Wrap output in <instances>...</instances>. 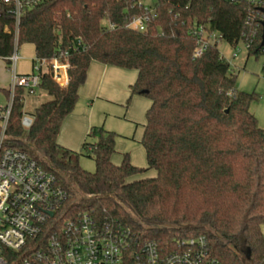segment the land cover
I'll use <instances>...</instances> for the list:
<instances>
[{"label": "trees", "instance_id": "1", "mask_svg": "<svg viewBox=\"0 0 264 264\" xmlns=\"http://www.w3.org/2000/svg\"><path fill=\"white\" fill-rule=\"evenodd\" d=\"M246 16L245 5L223 0H44L22 13L19 46L32 45L36 59L66 53L69 81L61 88L42 77L49 100L34 109L28 129L20 124L24 92L16 90L3 145L55 175L67 193L61 220L88 212L162 247L203 236L219 264H264V130L249 112L256 95L236 89V76L211 42L217 34L232 47L243 43ZM135 17L147 19L149 34L127 27ZM11 21L0 17L2 57L12 50V35L2 32L4 25L13 29ZM199 28L207 47L195 56ZM260 32L247 56L264 54ZM92 61L136 71L130 96L150 101L140 140L146 168L132 165L127 153L113 164L117 135L102 127L91 129L88 138L96 141L84 142L79 153L57 144ZM0 93L8 98L7 89ZM83 156L93 172L80 166ZM148 171L154 176L134 179Z\"/></svg>", "mask_w": 264, "mask_h": 264}, {"label": "built area", "instance_id": "2", "mask_svg": "<svg viewBox=\"0 0 264 264\" xmlns=\"http://www.w3.org/2000/svg\"><path fill=\"white\" fill-rule=\"evenodd\" d=\"M44 0H0V17L3 13L12 19L13 29L7 25L3 33L12 35V50L0 60L7 65L11 78L7 88L8 98L0 106V264H219L211 258L206 239L175 240L170 247H162L115 221H99L88 212L60 219V209L67 193L55 175L44 169L25 151L4 146L5 129L15 91L25 95L45 94L40 88L47 75L61 88L67 86V54L49 60L34 58L31 71L19 74L16 63L19 57L18 25L22 13ZM230 4H243L247 8L243 34L244 48H248L258 28L264 24V0H223ZM148 0H145V4ZM151 12V10H150ZM146 18L135 17L128 28L149 34ZM201 43L195 49L198 56L207 47L206 33L199 28ZM211 39H214L211 35ZM79 46V45H78ZM264 53V39L261 41ZM221 56V55H220ZM235 57V54H233ZM223 59V57L221 56ZM264 73V67H263ZM31 116L24 112L20 124L28 129ZM24 251L26 255H19Z\"/></svg>", "mask_w": 264, "mask_h": 264}, {"label": "crops", "instance_id": "3", "mask_svg": "<svg viewBox=\"0 0 264 264\" xmlns=\"http://www.w3.org/2000/svg\"><path fill=\"white\" fill-rule=\"evenodd\" d=\"M31 47L33 48L32 45ZM32 57L28 59L30 71L32 61L35 58L34 50ZM21 60L20 58L18 61ZM4 69L7 70L5 67ZM136 74L134 70L121 69L92 61L87 68L85 82L78 89L77 103L73 111L61 123L56 139L57 144L77 153L84 142L93 143L96 141L94 137L88 138L93 127H102L106 131L122 133L115 124L113 126L107 122L110 107L116 106L121 111L120 115L123 119H127L124 121L136 123L133 137L136 139L137 145H130L131 147L128 149L126 148L128 143L124 137L117 135L115 139L116 152L112 154L111 162L119 165L122 161V154L125 153L123 151H128L127 154L132 165L138 168H146L145 152L140 140L143 134L145 113L150 106V101L143 96H130L129 86L134 83ZM151 174H154L153 171H148L143 175Z\"/></svg>", "mask_w": 264, "mask_h": 264}, {"label": "rangeland", "instance_id": "4", "mask_svg": "<svg viewBox=\"0 0 264 264\" xmlns=\"http://www.w3.org/2000/svg\"><path fill=\"white\" fill-rule=\"evenodd\" d=\"M147 4L152 5L153 0H148ZM213 37L216 39L211 40V42H216V47L220 55L230 65L229 73H232L236 76V89L241 92L255 93L256 99L250 103L249 112L257 120L258 127L264 130V73L262 70L264 67V54H260L258 58H255L254 56H247L242 42H238L236 47H232L223 40L219 39L217 34H214ZM18 53L19 57L22 60L17 61L16 71L20 74H28L30 71V64L28 63V59L33 58V48L30 44H22L19 47ZM233 54H235V57H233ZM4 67L7 68L6 63L0 60V90L3 88H7L10 84L11 75L8 70L4 69ZM47 99L48 96L45 94H42L40 96L36 95L35 97L25 95L24 112L28 116H31L35 107L38 106V104L45 102ZM4 104L5 99L0 93V106H3ZM109 110V118L107 121L108 124H112L113 126L116 125V128H119L122 131V133H117L115 131L113 132L116 135L124 137V140L128 143L126 148L129 149L131 147L130 145H137V141L133 137L136 123L134 124L124 121L127 119H123L122 115H120L121 111L118 110V107L116 106H111ZM123 152L127 153L128 151ZM79 164L85 171H94V163L92 159L86 158L84 156L80 157ZM153 176L154 174L138 175L134 179L151 178Z\"/></svg>", "mask_w": 264, "mask_h": 264}, {"label": "water", "instance_id": "5", "mask_svg": "<svg viewBox=\"0 0 264 264\" xmlns=\"http://www.w3.org/2000/svg\"><path fill=\"white\" fill-rule=\"evenodd\" d=\"M264 39V24L262 25V35H261V41Z\"/></svg>", "mask_w": 264, "mask_h": 264}]
</instances>
